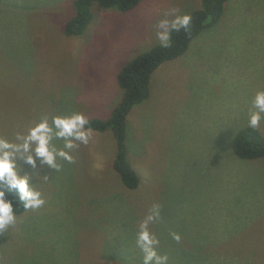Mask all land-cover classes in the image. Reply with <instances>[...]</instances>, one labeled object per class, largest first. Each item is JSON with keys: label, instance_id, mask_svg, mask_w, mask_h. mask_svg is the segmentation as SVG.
Listing matches in <instances>:
<instances>
[{"label": "rangeland", "instance_id": "obj_1", "mask_svg": "<svg viewBox=\"0 0 264 264\" xmlns=\"http://www.w3.org/2000/svg\"><path fill=\"white\" fill-rule=\"evenodd\" d=\"M200 5L140 0L122 15L93 8L84 35L66 37L72 0H0V136L14 140L75 111L106 118L121 95L119 68L161 44L157 22ZM262 89L264 0H228L215 24L151 73L148 96L126 117L137 187L112 169L111 130H94L59 171L17 158L45 203L0 233V264H143L136 232L154 205L160 219L149 230L168 264H264V157L232 150ZM258 128L264 135V119Z\"/></svg>", "mask_w": 264, "mask_h": 264}, {"label": "clouds", "instance_id": "obj_2", "mask_svg": "<svg viewBox=\"0 0 264 264\" xmlns=\"http://www.w3.org/2000/svg\"><path fill=\"white\" fill-rule=\"evenodd\" d=\"M156 27L157 38L164 47L168 46L173 31L187 29L192 21L189 13L176 14L167 12ZM171 16V19L167 17ZM251 108L248 113V126L256 129L264 119V89L257 90L251 98ZM89 125L88 118L79 111L67 115H53L51 123L47 118L41 119L26 132L15 134L14 140L0 136V233L17 224L13 201H18L23 209H38L45 200L39 190L31 183L28 173L21 174V166L17 158L36 168L39 159L42 165H47L55 171L60 170L58 161L73 162L72 150L78 144L87 145L93 137L94 130ZM54 140L62 141V147H57ZM46 178V177H45ZM5 188L13 192L12 198L6 197ZM160 219V206L154 205L145 219L140 221L136 232V244L143 253V264H168V256L157 251L159 240L150 232L149 224ZM173 240L179 242V233H170Z\"/></svg>", "mask_w": 264, "mask_h": 264}, {"label": "trees", "instance_id": "obj_3", "mask_svg": "<svg viewBox=\"0 0 264 264\" xmlns=\"http://www.w3.org/2000/svg\"><path fill=\"white\" fill-rule=\"evenodd\" d=\"M226 1L228 0H200V7L189 13L192 16L190 26L178 32L173 31L167 47L157 43L147 50L130 55L131 58L119 68L116 76L121 91L119 100L106 118L88 119L89 125L86 127L90 126L99 132L111 130L115 141L112 169L125 187L133 189L140 180L139 173L130 161L126 144L128 113L148 96L151 73L163 62L184 53L194 36L215 24L223 12ZM139 2L140 0H72L73 12L67 19L65 18L61 31L66 37H80L84 35L93 19V8L113 10L122 15L134 10ZM232 150L241 159L264 157V135L259 128L253 129L246 125L232 138ZM14 191L9 192L5 188L6 197L11 199ZM13 204L18 217L25 209L18 201H13Z\"/></svg>", "mask_w": 264, "mask_h": 264}]
</instances>
